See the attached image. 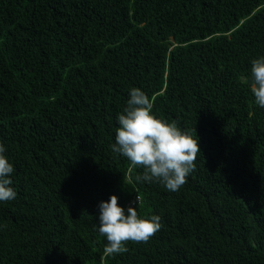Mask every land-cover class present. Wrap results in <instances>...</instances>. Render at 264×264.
Instances as JSON below:
<instances>
[{"label":"trees","instance_id":"16d2710c","mask_svg":"<svg viewBox=\"0 0 264 264\" xmlns=\"http://www.w3.org/2000/svg\"><path fill=\"white\" fill-rule=\"evenodd\" d=\"M260 57L264 0H0V264H264ZM132 88L199 138L178 191L111 151ZM113 195L162 227L109 256Z\"/></svg>","mask_w":264,"mask_h":264},{"label":"clouds","instance_id":"9594fccd","mask_svg":"<svg viewBox=\"0 0 264 264\" xmlns=\"http://www.w3.org/2000/svg\"><path fill=\"white\" fill-rule=\"evenodd\" d=\"M251 75L250 90L255 103L264 108V57L251 61ZM129 96L123 113L118 115L119 127L111 151L126 157L133 167L144 169L138 179L158 181L168 191H178L196 170L199 138L194 139L188 131H182L175 121L168 123L153 115V103L142 90L132 88ZM5 151L0 144V202L14 200L17 195L9 187L12 181L8 177L14 168L3 155ZM138 203L137 197L136 207L129 206L127 213L119 206L115 195L98 205V232L107 241L105 255L127 252L129 242L147 243L161 229V217L141 218Z\"/></svg>","mask_w":264,"mask_h":264},{"label":"built area","instance_id":"2783aa9c","mask_svg":"<svg viewBox=\"0 0 264 264\" xmlns=\"http://www.w3.org/2000/svg\"><path fill=\"white\" fill-rule=\"evenodd\" d=\"M137 200V198H135L132 202H131V205H133V204H135V201ZM139 200V199H138ZM131 205H128V207L129 206H131Z\"/></svg>","mask_w":264,"mask_h":264}]
</instances>
